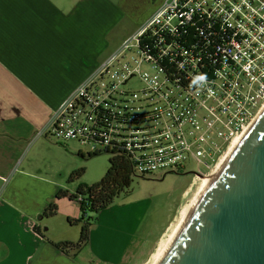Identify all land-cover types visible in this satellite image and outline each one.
<instances>
[{"label": "built area", "instance_id": "built-area-1", "mask_svg": "<svg viewBox=\"0 0 264 264\" xmlns=\"http://www.w3.org/2000/svg\"><path fill=\"white\" fill-rule=\"evenodd\" d=\"M263 107L264 0H163L36 135L124 154L138 175L205 174Z\"/></svg>", "mask_w": 264, "mask_h": 264}, {"label": "rangeland", "instance_id": "rangeland-1", "mask_svg": "<svg viewBox=\"0 0 264 264\" xmlns=\"http://www.w3.org/2000/svg\"><path fill=\"white\" fill-rule=\"evenodd\" d=\"M61 13L67 17L77 6L87 15L84 31L95 34L101 32L100 39L93 38L97 53L90 56L89 69H94L121 42L129 32L141 24L163 0H50ZM91 18V19H90ZM71 19H75L72 17ZM90 19V23H88ZM76 20V19H75ZM61 34L56 45L50 51L42 53L43 68L52 82L48 97L44 104L51 111L50 117L57 106L67 96L59 97L72 83L62 59L73 62V68L79 64L72 53L71 40L73 30L66 25L56 28ZM103 42L102 46H98ZM95 46V45H94ZM89 48H92L90 45ZM66 51V52H65ZM64 62H66L64 60ZM92 65V66H91ZM48 68V69H47ZM60 71H56V70ZM88 69V70H89ZM87 70V71H88ZM86 71V72H87ZM55 101V102H54ZM53 104L56 106L53 107ZM49 117V118H50ZM42 128V127H41ZM51 136V135H49ZM43 138L29 152L26 150L20 158L26 167L27 176L12 188L5 183L0 188V201L15 203L16 199L24 202L31 210L44 207L48 193L51 202L56 205L50 213L46 208L43 218H39L44 241L37 246L31 264H150V252L157 241L168 233L169 225L174 220L180 204L196 190L198 177L205 174V168L190 161L181 171H167L154 176L138 175L134 177L128 192L120 194L106 209L100 211L93 221L89 239L80 248L74 246H57L58 243H75L80 240L81 222L70 224L67 218H78L82 215L76 200L68 196L75 193L80 184L92 185L98 182L109 166L108 152L88 156V148L81 146L76 140L68 146L54 137L51 141ZM81 146L83 155L78 154ZM211 163V162H209ZM45 179L57 183V187ZM187 193V195H186ZM14 205V204H12ZM94 214L88 213V216ZM92 222V220H91Z\"/></svg>", "mask_w": 264, "mask_h": 264}, {"label": "crops", "instance_id": "crops-1", "mask_svg": "<svg viewBox=\"0 0 264 264\" xmlns=\"http://www.w3.org/2000/svg\"><path fill=\"white\" fill-rule=\"evenodd\" d=\"M77 8L82 10L80 6ZM69 16L63 15L50 0H0V188L5 183L12 188L23 177L31 178L26 175L29 171H26L20 158L26 150L29 152L43 139L37 137L36 133L47 123L51 114L44 101L51 100L47 93L53 84L46 75L48 70H44L41 60L44 45L48 44L47 51L51 50L52 45L58 46L56 43L61 34L56 28L66 25L69 32L74 31L72 37L75 40L72 39L71 44L76 49L67 53H72L79 63L73 68L70 58L62 59L61 64L66 68L72 83L59 93V97L68 95L100 64L89 69L88 60L98 51L93 38L100 39L101 32L90 34L83 30L86 28L87 15L84 14L78 20L74 12ZM72 17L76 20L71 19ZM139 25L123 37L121 42ZM90 45L92 48H89ZM102 45L101 40L98 46ZM49 135H43L45 141L53 139ZM70 142L62 143L68 146ZM78 147V154H83L81 146ZM3 178H7V181L4 182ZM44 181L55 187L58 185L51 179ZM44 198L45 210H31L17 199L15 203L0 201V264H31L37 245L45 239L38 223L44 216L39 214L48 213L46 208L53 204L48 193ZM55 208L56 205L49 209L50 213ZM35 227L39 229L37 234ZM5 251L7 255L1 257Z\"/></svg>", "mask_w": 264, "mask_h": 264}, {"label": "water", "instance_id": "water-1", "mask_svg": "<svg viewBox=\"0 0 264 264\" xmlns=\"http://www.w3.org/2000/svg\"><path fill=\"white\" fill-rule=\"evenodd\" d=\"M156 264H264V107Z\"/></svg>", "mask_w": 264, "mask_h": 264}, {"label": "trees", "instance_id": "trees-1", "mask_svg": "<svg viewBox=\"0 0 264 264\" xmlns=\"http://www.w3.org/2000/svg\"><path fill=\"white\" fill-rule=\"evenodd\" d=\"M99 153L102 152L87 154L88 156H92ZM79 154L83 155L82 153ZM135 176L137 174L134 172L131 162L124 154L110 155L109 166L104 176L98 182L92 185L80 184L76 192L69 195L64 191L61 192L62 196H68L70 200L79 201V208L82 215L78 218H67V221L70 224L81 222L82 226L81 236L78 242L58 243L57 246L61 248L65 246L80 248L84 243H87L89 232L97 213L109 207L120 194L128 192ZM53 208L54 204H50L49 209ZM88 213L94 214V216H88ZM35 228L37 229V233L39 229L37 227ZM6 255L7 253L5 251L1 257H5Z\"/></svg>", "mask_w": 264, "mask_h": 264}, {"label": "bare ground", "instance_id": "bare-ground-1", "mask_svg": "<svg viewBox=\"0 0 264 264\" xmlns=\"http://www.w3.org/2000/svg\"><path fill=\"white\" fill-rule=\"evenodd\" d=\"M238 140H235L233 142V144L230 146L228 151L223 156L220 157V160L217 162V164L211 169V171L208 174L198 177L199 182L197 183L196 190L191 196H189L187 199H185L180 204L174 220L169 225L168 233H166L165 236H162L157 241L156 245L150 252V264H156L162 258L164 252L166 251L173 237L176 235V233L178 232V230L180 229V227L182 226V224L185 222L188 215L190 214L201 192L204 190V188L210 183V181L215 177V175L221 169L228 154L234 148Z\"/></svg>", "mask_w": 264, "mask_h": 264}, {"label": "clouds", "instance_id": "clouds-1", "mask_svg": "<svg viewBox=\"0 0 264 264\" xmlns=\"http://www.w3.org/2000/svg\"><path fill=\"white\" fill-rule=\"evenodd\" d=\"M206 80V75L204 74H200V75H197L193 78L192 80V83L193 84H196L198 82H204Z\"/></svg>", "mask_w": 264, "mask_h": 264}, {"label": "flooded vegetation", "instance_id": "flooded-vegetation-1", "mask_svg": "<svg viewBox=\"0 0 264 264\" xmlns=\"http://www.w3.org/2000/svg\"><path fill=\"white\" fill-rule=\"evenodd\" d=\"M73 12L77 20L84 15L83 11L78 8H76Z\"/></svg>", "mask_w": 264, "mask_h": 264}]
</instances>
